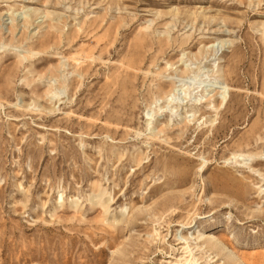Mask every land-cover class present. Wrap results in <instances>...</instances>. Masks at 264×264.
<instances>
[{
    "label": "rangeland",
    "instance_id": "1",
    "mask_svg": "<svg viewBox=\"0 0 264 264\" xmlns=\"http://www.w3.org/2000/svg\"><path fill=\"white\" fill-rule=\"evenodd\" d=\"M0 264H264V0H0Z\"/></svg>",
    "mask_w": 264,
    "mask_h": 264
},
{
    "label": "bare ground",
    "instance_id": "2",
    "mask_svg": "<svg viewBox=\"0 0 264 264\" xmlns=\"http://www.w3.org/2000/svg\"><path fill=\"white\" fill-rule=\"evenodd\" d=\"M169 100H170V99H169ZM169 102H171V100H170ZM197 102H198V101H195V102H193V103H194V104H197ZM199 103H200V102H199ZM167 169H168V168H167ZM182 226H183V225H182ZM210 241H211V240H210ZM211 242H212V241H211ZM209 244H210V243H209ZM211 245H212V244H211ZM211 245H210V246H211Z\"/></svg>",
    "mask_w": 264,
    "mask_h": 264
}]
</instances>
